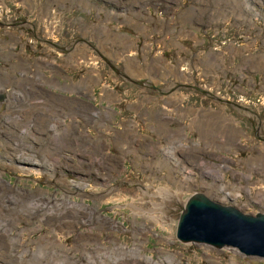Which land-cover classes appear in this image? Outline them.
<instances>
[{"label":"rangeland","instance_id":"374dc122","mask_svg":"<svg viewBox=\"0 0 264 264\" xmlns=\"http://www.w3.org/2000/svg\"><path fill=\"white\" fill-rule=\"evenodd\" d=\"M85 1L73 15L49 7L56 15L41 22L30 0H0V91L11 93L0 100V264H264L233 245L176 235L196 190L264 211V0H89L154 16L124 46L112 43L122 26L98 29L123 12L102 19ZM98 51L117 54L121 70L134 57L129 78ZM152 77L185 97L146 90ZM195 78L206 94L183 84ZM54 93L99 105L90 114ZM110 113L108 128L98 125L95 115Z\"/></svg>","mask_w":264,"mask_h":264},{"label":"water","instance_id":"95a60500","mask_svg":"<svg viewBox=\"0 0 264 264\" xmlns=\"http://www.w3.org/2000/svg\"><path fill=\"white\" fill-rule=\"evenodd\" d=\"M6 96L0 92V100ZM176 235L183 242L233 245L246 255L264 257V211L246 212L196 190L182 205Z\"/></svg>","mask_w":264,"mask_h":264},{"label":"flooded vegetation","instance_id":"af4514ba","mask_svg":"<svg viewBox=\"0 0 264 264\" xmlns=\"http://www.w3.org/2000/svg\"><path fill=\"white\" fill-rule=\"evenodd\" d=\"M50 1V3L51 4H48V2ZM66 1H69V0H66ZM79 1V2H78ZM73 0V3L71 2L70 3V5L69 6H66V5H61V3H60V1L59 0H44V2L46 3V5L45 4H43L42 2L41 3H37V1L36 0H30V2H29V5L31 6V7H33V6H37V7H40V10H39V13L40 14H36L37 16H38V18H39V20H40V18L42 17L43 18V14H42V9L44 8V7H52V6H56L57 8H58V6L57 5H61V7H63V9H65L66 11H63V13L64 12H66V13H69V14H75V12H77V13H79V12H81V11H83V10H85L84 9V5H86L87 4V2L85 1V0ZM91 4V6L93 7V11H95V12H97L98 13V15H100L101 14V11H104V14H106V12L107 13H109L108 15H107V17L108 16H112V14L111 13H113V12H115V13H119V12H123L121 15H123L125 18L124 19H121V18H118L117 16H115V18L114 17H112V21H118V25H112V24H110V23H107V25H105L104 27H100V28H98L99 29V31H102V33H104V31H103V29H106V30H108V33H105L106 35H109V33H110V31H109V29L108 28H110V27H113L114 29H120V27L119 26H122L123 28H125L126 29V31L124 32V33H122V32H119V33H117L116 34V37H115V39L112 41V43L114 42H120L121 44H123V46H124V43H126V40L125 39H127V38H130V37H133L134 38V36L132 35L135 31H137V29L138 28H144V25L145 26H149V24L147 23V24H145L144 23V20H146L147 22H150L151 23V21L153 20L154 21V16H151V15H147L146 13V15L144 14V8H142V10H140L139 11V13H136V12H127V11H116V10H113V9H111V10H109V9H107V7H103V8H101L102 6H100V5H97V4H94V3H90L89 2V0H88V5H90ZM177 4V3H176ZM175 4V6H178V4L176 5ZM92 7H90V8H92ZM96 8H98V9H96ZM62 9V8H61ZM162 10H166V7H163V8H161ZM167 9H171V7H169V8H167ZM58 10V9H57ZM113 10V11H112ZM150 11H151V8L149 9ZM28 11L31 13V14H33L34 15V13L35 12H31L30 11V8L28 7ZM75 11V12H74ZM224 12V11H223ZM164 14H165V12H164ZM165 16V15H164ZM41 21V20H40ZM42 22V21H41ZM30 24L31 25H34V22H32L31 20H30ZM35 26V25H34ZM124 29V30H125ZM130 29H135V30H133V31H131ZM33 34L36 36V37H38V38H40V39H42L41 38V36L39 35V33H38V31H37V29H34L33 30ZM120 37H122V39H124V40H122ZM46 40V39H45ZM111 42V41H110ZM53 44H55V45H58V46H60L62 49L64 48V49H66V48H68L67 46H65V45H63V46H61V45H59V44H56L55 42H52ZM99 43L101 44V45H103V41L102 40H100L99 41ZM146 45V43H144L143 44V47ZM32 48V47H31ZM106 51V50H105ZM99 53V56L100 57H102V58H104L105 60H106V62H107V64H109V65H111L115 70H116V76L118 77V79L120 80V81H123L124 79H127V78H129V75H130V73H131V70H130V62L133 60V59H135L134 57H129L128 59H127V61H129V63H128V65L127 64H124L123 63V66H124V69L123 70H121V69H118L117 67H115L114 65H112V63H113V61H118L119 59H118V56H117V54H116V52H114V54H116L115 56H111L110 55V53L109 52H107V53H109L108 55H110V57L109 56H107L106 54H104L103 52H101V51H98ZM76 53H77V51H76ZM121 61V60H120ZM125 62H126V60H124ZM116 65H118V64H116ZM205 75H208V74H205ZM153 78V77H152ZM150 78V81H151V83H149L148 81H145V82H141L142 83V86L144 85H147V86H151L150 88H147L146 90H149V89H155V90H157L158 92H160L161 94H162V96L164 95V97L166 98V96H168L169 98H171V97H177V96H179V97H185V95H186V93L185 92H182V91H180V90H176L173 94H170L172 91H173V89L172 90H168V91H164V89L163 88H161V87H158V85H155V78ZM131 79H133V77H131ZM193 81L191 80L190 82H188V81H186L185 83H183L184 85H186V84H188L189 86L191 85L192 87H194V88H197L198 90H197V93L198 94H200V93H205L206 94V92H207V90L206 89H203L202 87H201V85L198 83V81H197V78H195V81H194V85H193V83H192ZM180 84H182V82H180ZM179 84V85H180ZM182 84V85H183ZM74 85V84H73ZM75 87L77 86V85H74ZM143 86V87H144ZM145 88V87H144ZM143 88V89H144ZM66 89H68V88H66ZM76 88H72V89H69V90H75ZM142 89V90H143ZM102 90V89H101ZM104 90V89H103ZM103 90L101 91V94L103 93ZM107 91V93H108V90H106ZM150 91V90H149ZM55 92V91H54ZM191 93V92H190ZM195 93V92H194ZM193 93V94H194ZM100 94V95H101ZM148 95H149V93H147ZM196 94V93H195ZM205 94H203V95H205ZM54 95L57 97V99H55L54 101L57 103V104H60V105H64L65 107H75V108H80V107H83L82 109H84V110H88V112L91 114L92 113V110L93 109H95V108H97V106L99 105V104H95V103H91V104H88V103H79L78 101H84V100H82L78 95H76V94H64V93H54ZM66 96H69V97H66ZM98 97V96H97ZM102 97V96H101ZM103 98H105V97H103ZM71 100H73V101H71ZM98 100H100V96H99V99ZM182 100V99H181ZM103 101H100V103H102ZM182 103H183V101H181ZM202 102H203V99H202ZM165 103H168V104H172V102L170 101V100H166V102ZM234 105L236 104V102H232ZM76 105H78V106H76ZM81 109V110H82ZM202 109H204V108H202ZM145 114L143 115V118H144V116L146 115V112H144ZM256 113V112H255ZM221 114V113H220ZM112 113H110V115H104V116H99V115H95V117H98V118H100L102 121H100V123H98L97 121H96V119H94V121H95V123L97 122L98 123V125H100V126H102V127H104V128H108V125H107V122H109L110 120H112L113 118H112ZM256 115L260 118V115H259V113H256ZM148 116V115H147ZM160 118L159 119H162V120H164L165 119V117L163 116V117H161L160 115H158ZM198 116V118H199V115H197ZM200 116H204V114L203 113H200ZM85 119H87V121L88 120H90V117L87 115H85ZM159 119H157L156 118V121H158ZM105 120H107L106 122H105ZM114 120V119H113ZM165 121H166V119H165ZM260 122H261V118H260V120H259ZM123 123V120H121L120 121V123ZM158 123V122H157ZM129 124V123H128ZM159 124V123H158ZM65 127L66 128H71L70 127V125L69 124H65ZM257 133H258V131H257ZM180 156H182L181 154H180Z\"/></svg>","mask_w":264,"mask_h":264},{"label":"bare ground","instance_id":"6f19581e","mask_svg":"<svg viewBox=\"0 0 264 264\" xmlns=\"http://www.w3.org/2000/svg\"><path fill=\"white\" fill-rule=\"evenodd\" d=\"M36 1H37V3H41V2H39L38 0H36ZM64 1H65V0H64ZM77 1H78V0H77ZM80 1H81V0H80ZM71 2L73 3V0H71ZM78 2H79V1H78ZM48 4H51L50 1L48 2ZM103 7H104V6H103ZM103 7H101V8H103ZM236 8H237V7H236ZM50 11H51V15H53V16L56 15L55 13H53V9H50V8L47 7V6L44 7V8L42 9L41 12H42V14L44 15V16H43V19H45V18L51 16V15L49 14ZM234 12H235V11H234ZM224 13H225V12H222V14H224ZM235 15H236V14H235ZM190 16H191V15H190ZM103 31H104V33H108V30H106V29H103ZM120 38L122 39V37H120ZM122 40H124V39H122ZM144 47H145V46H144ZM63 49H64V48H63ZM143 49H144V48H143ZM5 56H6V54H5ZM7 56H8V55H7ZM210 56H211L212 58H215V57H216V55H215L214 53H212V52L210 53ZM208 57H209V56H208ZM259 59H260V58H259ZM166 66H167V65H166ZM170 68H171V66H170V64H169V66H167V70L170 69ZM38 75L43 76V73H42V72H38ZM163 75L166 77V76H167V73H164ZM26 76H27L26 74L23 75L24 78H26ZM18 78H19V77H18ZM19 79H20V78H19ZM182 80H183V79H182ZM25 84H26V83H25ZM72 87H73V86H72ZM66 88H68V87H66ZM22 89H23V90H26V89H24V88H22ZM0 92H1V93H2V92L7 93V96L3 99V103H2V105L5 106V105H7V104H6V100L10 97V94H11V93H8V92H6V91H0ZM11 97H12V100H13V99L15 98V94L12 93V96H11ZM23 99H24V98H22V100H23ZM156 118L159 119L160 117H159L158 115H155V117H154L155 121H156ZM11 119H13V118H11ZM13 121H14V119H13ZM157 122H158L159 124H161V120H160V119H159ZM14 123H15V122H14ZM162 124H163V123H162ZM15 126H16V125H15ZM168 133H169V132H168ZM168 137H169V136H168ZM59 140H60V139H59ZM170 142H171V141H170ZM151 147H152L153 149H155L156 146H151ZM173 147H174V146H173ZM168 149H170V147H169ZM138 150H139V149H138ZM176 150H177V149H176ZM129 151H131V152H132V151L136 152L135 149H133V148L129 149ZM139 151H140V150H139ZM165 151H166V152H162V154H165V155L167 154L166 157H167V156H170V157H172V158H173V157L177 154V152H178V151H172V150H167V149H166ZM24 159H25V158H24ZM25 160H26V159H25ZM157 161L160 162L161 160H160V159H159V160H156L155 163H157ZM163 162H164V161H163ZM163 162H162V163H163ZM165 163H166V161H165ZM56 164H57V162H56ZM164 165H165V164H164ZM166 165H167V164H166ZM167 170H168V169H167ZM218 173H219V172H218ZM218 173H217V174H218ZM219 174L221 175V173H219ZM163 191H164L165 194L168 193L169 195L178 196V193H176L175 190L173 191L172 189H170V188H168V187H164V188H163ZM147 193H148V191H147ZM166 195H167V194H166ZM171 198H172V197H171ZM262 199H263V198H262ZM157 203H158V202H157ZM161 203H162V202H161ZM135 206H136V205H135ZM26 230H27V229H26ZM69 257H70V256H69ZM260 257L264 258L263 256H260ZM112 258H113V257H112ZM63 259H64V258H63ZM64 260H65V259H64ZM68 260H69V258H68ZM66 261H67V260H66ZM61 262H63V261H61ZM52 263H53V262H52Z\"/></svg>","mask_w":264,"mask_h":264},{"label":"crops","instance_id":"0c3cea01","mask_svg":"<svg viewBox=\"0 0 264 264\" xmlns=\"http://www.w3.org/2000/svg\"><path fill=\"white\" fill-rule=\"evenodd\" d=\"M107 14H109V13L106 12V15H104V11H101V15H100V16H101V17H104V18H102V19H105V17H107ZM121 19H122V18H121ZM105 25H107V22L102 24L103 27H104ZM107 26H108V25H107ZM101 95H102V94H101ZM214 114H216V113H214ZM220 115H222V114H219V116H220ZM223 115H224V114H223ZM219 116H218V117H219ZM218 117L215 118L217 121H218ZM197 118H198V116H197ZM199 120H201V119H199V118L197 119V124H198ZM199 123H200V122H199Z\"/></svg>","mask_w":264,"mask_h":264}]
</instances>
